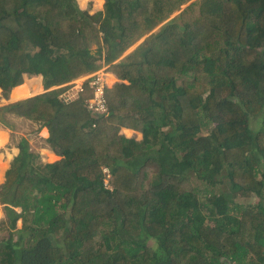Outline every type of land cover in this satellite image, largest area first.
I'll use <instances>...</instances> for the list:
<instances>
[{"label": "trees", "instance_id": "1", "mask_svg": "<svg viewBox=\"0 0 264 264\" xmlns=\"http://www.w3.org/2000/svg\"><path fill=\"white\" fill-rule=\"evenodd\" d=\"M95 2L0 0V123L59 157L11 147L0 264H264V0ZM105 66L104 114L51 89Z\"/></svg>", "mask_w": 264, "mask_h": 264}, {"label": "rangeland", "instance_id": "2", "mask_svg": "<svg viewBox=\"0 0 264 264\" xmlns=\"http://www.w3.org/2000/svg\"><path fill=\"white\" fill-rule=\"evenodd\" d=\"M78 5H79V7L81 9L88 8L90 14H93L94 12L100 11L101 8H102V2H101V4L97 5L95 0H78ZM175 16L176 15L174 14L173 17H175ZM107 76H109V75H106V77ZM106 77H105V83H106V89H108L109 86H108V83H107L108 81H107ZM113 78H114V82L111 84L112 88H113L114 84L117 82L115 77H112V79ZM26 79H28V81H29V82L27 81V85L31 86V89H30V94L31 95L29 97H27V98H30V97H33L35 95L40 94L41 91L39 92V88H41V78H36V77L29 78V77H26ZM41 90H42V88H41ZM3 93L4 92L0 89V107L10 103L9 102L10 92L7 95V100H5L2 97ZM27 98H25V99H27ZM22 100H24V99H22ZM86 104H87V102H86ZM5 120L8 121L11 124V127H13V128L10 131L8 128L3 127L2 124L0 123V133H5L7 135V138H8V139H6L7 142L3 144L4 146L6 145L5 149H2L4 146L0 147V151H1L0 154L2 155L1 164L4 163V166H3V168H4L3 171L4 172L9 168V164H10L12 158L14 156H16L17 153H18L17 149H14L12 151L9 150V149H11V147H14L20 138H26L28 140L29 147L31 148V150L34 153L39 154V157H40V159H39L40 161L39 162L50 163V162H47V161L48 160H50V161L52 160V162H55V161L58 160V158H56L51 152L45 151V150H40V148H39L40 146H43V144H44L41 141L43 140V138L46 137V132H45V135H43V131H41V132H39V134L37 136L29 137L28 134L32 131L31 130L32 129L31 123L20 121L19 118H15L12 115H5ZM34 128H36V126ZM8 147H10V148H8ZM43 151H44V155L42 153ZM6 152L9 153V154H6ZM6 156H7V158H6ZM2 181L3 180H1L0 183ZM253 200L256 201L255 196H253L252 198L250 197V198H248L246 200H239L238 202H240V204L245 206V205H250L251 203H253L252 202ZM14 210L17 213L20 212V209L17 207V205H15ZM2 216L3 215H2V212L0 210V219L2 218Z\"/></svg>", "mask_w": 264, "mask_h": 264}, {"label": "clouds", "instance_id": "3", "mask_svg": "<svg viewBox=\"0 0 264 264\" xmlns=\"http://www.w3.org/2000/svg\"><path fill=\"white\" fill-rule=\"evenodd\" d=\"M194 1V0H193ZM191 2H189L188 4H186V5H184L182 8H181V10H183L186 6H188L189 4H190ZM180 10V11H181ZM180 11H178V12H176V13H174L176 16L179 14V12ZM174 14H172L171 16H170V18L168 19V20H170L171 18H175V17H173L174 16ZM168 20H166V21H168ZM165 22H163L162 24H160L158 27H156L151 33H150V35H153L154 33H156V31L158 32L159 31V29H160V27H162L163 26V24H164ZM165 25V24H164ZM163 28V27H162ZM143 41V39H141L139 42H137L134 46H132L129 50H127L123 55H122V57H120V58H123L124 56H126V55H128L135 47H137V45L139 44V43H141ZM94 48V47H93ZM92 48V49H93ZM119 58V59H120ZM97 73V76L100 78V80H101V83L103 84V88H104V95L106 94V91H107V89H106V83H105V77H106V75H109V76H111L112 74L111 73H109V72H107V66H105V67H102V68H100L99 70H97V71H95V72H92V73H88V74H84V75H80V76H78V77H76V78H74V79H72L69 83H67V84H65V85H61V86H56V87H53V88H51V89H63L62 90V92L59 94V99L62 101V102H64V103H72V102H75L76 100H78V98H79V95L83 92V90H84V84H87V86L92 90V94H93V88L91 87V85H90V83L95 79V75L94 74H96ZM92 76V77H88L85 81H80V79L81 78H83V77H87V76ZM113 76V75H112ZM114 77V76H113ZM116 79V78H115ZM117 81V80H116ZM76 85L77 86H80L81 87V91H77V88H76ZM112 88V87H111ZM70 90H73V92H76L75 93V96H74V99H72V100H70V101H63L62 100V98H61V95L63 94V93H66L67 91H70ZM40 93H43L42 91L40 92ZM98 115H101V114H98ZM126 131H129V130H123V132H124V134H125V132ZM130 133H132L131 131H129ZM126 135V134H125ZM131 135V134H130ZM129 135V136H130ZM46 138V137H45ZM40 148V150H45V151H49V152H51L56 158L58 157L57 155H55V153L52 151V150H50V148H48L46 145H45V143L43 144V146H40L39 147ZM13 150L14 149H16V148H12ZM38 156H39V154H38ZM39 159H40V157H39ZM59 160V159H58ZM40 161V160H39ZM38 161V162H39ZM56 162V161H55ZM39 163H41V165H45V164H51V163H42V162H39ZM52 163H54V162H52ZM8 170V169H7ZM6 170V171H7ZM6 171L4 172V174H3V181L0 183V184H2V183H4V181H5V174H6ZM103 172H104V174H106L107 175V173H108V171L106 170V169H103Z\"/></svg>", "mask_w": 264, "mask_h": 264}, {"label": "built area", "instance_id": "4", "mask_svg": "<svg viewBox=\"0 0 264 264\" xmlns=\"http://www.w3.org/2000/svg\"><path fill=\"white\" fill-rule=\"evenodd\" d=\"M96 77L95 79L90 83L91 87L93 88V99H91L88 103H87V107L89 110H92L95 114H104L106 112V107L104 105V88H103V84L101 83L100 78L97 76V73L94 74ZM88 77H92L87 76L86 78L83 77L80 79V81H85ZM77 91H81V87L77 86ZM76 92H73V90L67 91L66 93H63L61 95V98L63 101H70L72 99H74Z\"/></svg>", "mask_w": 264, "mask_h": 264}, {"label": "crops", "instance_id": "5", "mask_svg": "<svg viewBox=\"0 0 264 264\" xmlns=\"http://www.w3.org/2000/svg\"><path fill=\"white\" fill-rule=\"evenodd\" d=\"M94 49V48H93ZM111 77H113L112 75H111ZM114 79V78H113ZM26 80V77L25 78H23V81H25ZM27 81V80H26ZM111 88V87H110ZM111 90L113 91V88H111ZM114 94L116 95V96H118L119 94H122V93H119V94H116L115 92H114ZM46 132V131H45ZM46 136H47V132H46ZM13 149H11V151H12ZM7 153V152H6ZM7 154H9V153H7ZM58 159H59V157H57Z\"/></svg>", "mask_w": 264, "mask_h": 264}, {"label": "water", "instance_id": "6", "mask_svg": "<svg viewBox=\"0 0 264 264\" xmlns=\"http://www.w3.org/2000/svg\"><path fill=\"white\" fill-rule=\"evenodd\" d=\"M192 2V1H191Z\"/></svg>", "mask_w": 264, "mask_h": 264}]
</instances>
